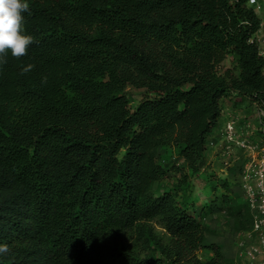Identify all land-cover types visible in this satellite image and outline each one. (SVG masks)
<instances>
[{
    "label": "trees",
    "instance_id": "obj_1",
    "mask_svg": "<svg viewBox=\"0 0 264 264\" xmlns=\"http://www.w3.org/2000/svg\"><path fill=\"white\" fill-rule=\"evenodd\" d=\"M27 2L36 43L0 66V243L11 249L0 264H225L187 200L150 187L166 172L158 147L206 167L227 98L264 109L255 6ZM128 85L151 94L133 107ZM189 183L184 173L177 188Z\"/></svg>",
    "mask_w": 264,
    "mask_h": 264
},
{
    "label": "rangeland",
    "instance_id": "obj_2",
    "mask_svg": "<svg viewBox=\"0 0 264 264\" xmlns=\"http://www.w3.org/2000/svg\"><path fill=\"white\" fill-rule=\"evenodd\" d=\"M226 64L228 65L229 61H226ZM126 92L133 107L142 98L151 94L146 88L133 85H128ZM226 102L233 109L232 115H246L253 118L256 106L251 104L249 98L240 100L233 96L227 98ZM216 148L215 145L209 147L208 163L196 173L188 168L176 147L156 148L166 172L160 181L152 184L150 192L158 194L171 190L182 195L187 200L189 209L199 214L203 223L209 228L206 242L221 244L226 258L225 264H256L245 255L240 245L241 240H247L248 244L257 242L255 236L246 233L251 229V211L239 185L240 164L236 161L230 162L229 158L222 154V150ZM184 173L189 175L190 183L179 189L178 183ZM150 225L158 235L166 238V230L161 223L153 221ZM212 254L208 249L198 251V255L203 260H207Z\"/></svg>",
    "mask_w": 264,
    "mask_h": 264
},
{
    "label": "built area",
    "instance_id": "obj_3",
    "mask_svg": "<svg viewBox=\"0 0 264 264\" xmlns=\"http://www.w3.org/2000/svg\"><path fill=\"white\" fill-rule=\"evenodd\" d=\"M250 3L260 6L259 0ZM215 147L221 148L230 162L240 164L239 185L252 216L251 229L246 233L257 238L256 243L241 240L240 245L249 259L264 264V109L256 107L253 118L231 115Z\"/></svg>",
    "mask_w": 264,
    "mask_h": 264
},
{
    "label": "clouds",
    "instance_id": "obj_4",
    "mask_svg": "<svg viewBox=\"0 0 264 264\" xmlns=\"http://www.w3.org/2000/svg\"><path fill=\"white\" fill-rule=\"evenodd\" d=\"M27 0H0V66L7 63L8 52L20 59L28 54L29 47L36 43L32 35L25 34L24 13L29 11ZM33 64L22 67L21 74L32 71ZM46 82V77L44 78ZM11 249L7 243H0V255H7Z\"/></svg>",
    "mask_w": 264,
    "mask_h": 264
},
{
    "label": "crops",
    "instance_id": "obj_5",
    "mask_svg": "<svg viewBox=\"0 0 264 264\" xmlns=\"http://www.w3.org/2000/svg\"><path fill=\"white\" fill-rule=\"evenodd\" d=\"M260 6L255 7L257 10V13L261 17V27L256 33V37L259 40L260 43V49L261 53L264 55V44L262 42V39L264 38V0H259ZM233 109L227 105V103L223 106V111L220 117V125L215 129L214 135L220 137V131L225 122L229 119V117L232 115ZM218 150H221V148H216Z\"/></svg>",
    "mask_w": 264,
    "mask_h": 264
}]
</instances>
